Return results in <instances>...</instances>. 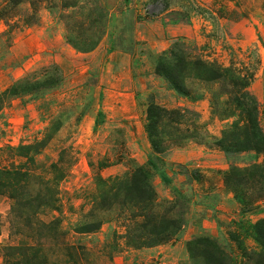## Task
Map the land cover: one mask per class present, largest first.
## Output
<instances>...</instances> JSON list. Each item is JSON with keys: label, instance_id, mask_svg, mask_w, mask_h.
Masks as SVG:
<instances>
[{"label": "rangeland", "instance_id": "374dc122", "mask_svg": "<svg viewBox=\"0 0 264 264\" xmlns=\"http://www.w3.org/2000/svg\"><path fill=\"white\" fill-rule=\"evenodd\" d=\"M262 222L264 0H0V264H264Z\"/></svg>", "mask_w": 264, "mask_h": 264}, {"label": "trees", "instance_id": "16d2710c", "mask_svg": "<svg viewBox=\"0 0 264 264\" xmlns=\"http://www.w3.org/2000/svg\"><path fill=\"white\" fill-rule=\"evenodd\" d=\"M209 78L211 80H214V79H217L219 77L218 76H212V77H209ZM170 86L175 87V89H177L180 92H182V90L179 88V86L178 85H175L174 83H172V81H171V85H169V87ZM149 106H150L149 109H148V120H149V123L147 125V131H148L149 135L152 137V135H153V133H152L153 132V129L157 127V125L159 124V122L163 118H165L166 115L173 114L174 111H169V110H167V109H165V108H163V107H161V106H159V105H157L155 103H151ZM155 148H156V145H155ZM138 173L140 174V172H138ZM137 181H141V180L140 179H137ZM260 225L261 226L264 225V222H262ZM260 231L261 232H264V226H262L260 228ZM199 244H202V243L199 242ZM218 264H220V263L218 262Z\"/></svg>", "mask_w": 264, "mask_h": 264}, {"label": "crops", "instance_id": "0c3cea01", "mask_svg": "<svg viewBox=\"0 0 264 264\" xmlns=\"http://www.w3.org/2000/svg\"><path fill=\"white\" fill-rule=\"evenodd\" d=\"M156 60H157V59H154V61H153V62H151V64H152V63H154V66H155V65H156V63H157V62H156ZM151 97H152V98H150V97H149V98H150V100H151L152 102H155V103H156V102H157L156 98H153V96H152V95H151Z\"/></svg>", "mask_w": 264, "mask_h": 264}]
</instances>
